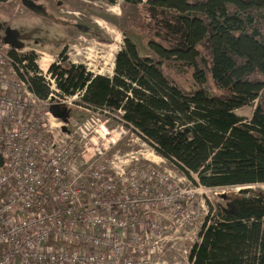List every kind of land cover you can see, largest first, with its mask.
<instances>
[{"label": "trees", "instance_id": "16d2710c", "mask_svg": "<svg viewBox=\"0 0 264 264\" xmlns=\"http://www.w3.org/2000/svg\"><path fill=\"white\" fill-rule=\"evenodd\" d=\"M146 10L165 44L148 46L178 73L190 71L191 86L170 82L159 62L128 40L112 78L52 64L57 86L69 95L85 86L86 109L122 110L125 128L198 185L264 183V0H150ZM11 55L33 68L31 57ZM30 86L47 96L40 77ZM254 101L250 119L235 114ZM221 198L201 225L189 264H264V194L246 187Z\"/></svg>", "mask_w": 264, "mask_h": 264}, {"label": "built area", "instance_id": "2783aa9c", "mask_svg": "<svg viewBox=\"0 0 264 264\" xmlns=\"http://www.w3.org/2000/svg\"><path fill=\"white\" fill-rule=\"evenodd\" d=\"M19 51L0 35V264H163L166 228L152 205L166 199L182 226L195 218L179 201L184 192L151 196L150 182L161 179L128 166L132 154L112 172L88 163L103 135L67 132L53 115V105L74 97L50 70L59 62L40 56L45 68L28 70L11 55L23 57ZM34 76L47 86L45 98L31 90Z\"/></svg>", "mask_w": 264, "mask_h": 264}, {"label": "rangeland", "instance_id": "374dc122", "mask_svg": "<svg viewBox=\"0 0 264 264\" xmlns=\"http://www.w3.org/2000/svg\"><path fill=\"white\" fill-rule=\"evenodd\" d=\"M149 1L0 0V35L17 50H21L20 56L31 57L33 68L27 67L26 62L28 70L38 69L40 56H43L58 61L65 68L79 66L86 74L106 78L114 75L115 56L124 50L128 40L135 45L140 55L159 62L161 71L170 82L188 88L192 84L191 72L178 73L173 61H162L148 46L149 42L165 46L163 40L149 27L146 10ZM73 23L85 26L89 33L97 32L99 38H92L84 30L75 28ZM203 87H209L213 92L212 86ZM84 89L85 86L80 89L82 93L72 94L74 97L70 102L58 104V109L61 114L59 118L67 132H78L84 128L89 132L88 136L94 130L103 135L99 141L104 144L100 155L88 163H101L112 172V165L119 160H126L127 155L132 154L136 159L128 161V166L139 172L152 170L161 179L153 178L150 182L151 196L156 198L157 192L170 195L181 190L184 193L179 201L183 203L184 211L195 215L193 221L182 223L181 226L176 222V206L163 198L157 199V203L152 205L155 215L166 228L159 254L163 264H189V252L198 241L201 225L210 210L214 214L217 205L223 204L221 196L237 193L246 187L264 194V183L240 187H204L190 181L172 163L156 154L146 142L123 126V122L119 121L122 110L84 108V103L80 101ZM256 103L254 101L236 109L235 114L250 119ZM66 108L71 110L67 112Z\"/></svg>", "mask_w": 264, "mask_h": 264}, {"label": "flooded vegetation", "instance_id": "af4514ba", "mask_svg": "<svg viewBox=\"0 0 264 264\" xmlns=\"http://www.w3.org/2000/svg\"><path fill=\"white\" fill-rule=\"evenodd\" d=\"M73 26H74L75 28H78V29L84 30V33L90 35L92 38H96V39L99 38V37H98L99 35H98L97 32H94V33L90 32V33H89L88 28H85V26H83V25H80V24H77V23H73ZM61 51H62V50H61Z\"/></svg>", "mask_w": 264, "mask_h": 264}, {"label": "water", "instance_id": "95a60500", "mask_svg": "<svg viewBox=\"0 0 264 264\" xmlns=\"http://www.w3.org/2000/svg\"><path fill=\"white\" fill-rule=\"evenodd\" d=\"M51 111H52L53 115H55L56 117H61V114L59 112L58 106L53 105L51 107Z\"/></svg>", "mask_w": 264, "mask_h": 264}, {"label": "bare ground", "instance_id": "6f19581e", "mask_svg": "<svg viewBox=\"0 0 264 264\" xmlns=\"http://www.w3.org/2000/svg\"><path fill=\"white\" fill-rule=\"evenodd\" d=\"M43 62H44V61L42 60V61H41L39 64H40L41 68H43V69H44V68H45V66L43 65Z\"/></svg>", "mask_w": 264, "mask_h": 264}]
</instances>
